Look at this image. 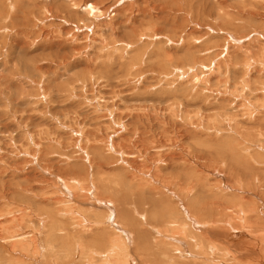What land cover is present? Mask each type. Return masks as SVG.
I'll return each instance as SVG.
<instances>
[{
	"label": "rangeland",
	"instance_id": "obj_1",
	"mask_svg": "<svg viewBox=\"0 0 264 264\" xmlns=\"http://www.w3.org/2000/svg\"><path fill=\"white\" fill-rule=\"evenodd\" d=\"M84 1L0 0V264L99 262L94 187L102 264H264V0Z\"/></svg>",
	"mask_w": 264,
	"mask_h": 264
},
{
	"label": "bare ground",
	"instance_id": "obj_2",
	"mask_svg": "<svg viewBox=\"0 0 264 264\" xmlns=\"http://www.w3.org/2000/svg\"><path fill=\"white\" fill-rule=\"evenodd\" d=\"M18 1H20L21 2V0H18ZM251 3V2H250ZM13 5V4H12ZM12 5H10V7L12 8ZM80 7V11L79 12H84L86 15H87V17L86 18H84V20H85V22L87 21H89V18H99V17H102V10L98 7V6H96L93 2H91L90 0H86V1H84L82 4H81V6H79ZM78 7V8H79ZM113 10V9H112ZM117 10V9H116ZM114 15V14H113ZM93 20V19H92ZM83 22V21H82ZM92 23V22H91ZM86 24V23H85ZM88 25H90V23L88 24ZM92 25V24H91ZM88 31V30H87ZM88 33V32H87ZM85 34V33H84ZM143 36V35H142ZM129 45V44H128ZM234 49V48H233ZM248 50V49H247ZM246 51V50H245ZM246 53H247V51H246ZM238 55V54H237ZM233 56H235V54H233ZM232 56V57H233ZM239 56V55H238ZM242 56V55H241ZM229 57V56H228ZM244 57V56H243ZM236 58H237V56H236ZM231 60V59H230ZM99 98V97H98ZM105 100V99H104ZM98 101V100H97ZM97 105V104H96ZM102 106V105H101ZM35 143V142H34ZM199 145V144H198ZM128 152V151H127ZM48 153V152H47ZM126 153V152H125ZM129 154H131L130 152H128ZM27 154V153H26ZM128 155V154H127ZM125 157V156H124ZM88 162H89V160H88ZM43 165V164H42ZM145 176V175H144ZM57 180V179H56ZM89 180V179H88ZM62 181V180H61ZM63 181H65L66 182V179H64L63 178ZM68 185H70V184H72V188H73V191H75V189L77 190H82L83 188L81 187V183H80V181L78 180V179H76V178H69L68 180ZM66 184V183H65ZM86 184V183H85ZM62 185V184H61ZM102 185V184H101ZM96 186H99V185H97L96 184ZM77 187V188H76ZM101 187V186H100ZM99 187V188H100ZM60 188V187H59ZM65 188V187H64ZM70 187H68V189H69ZM72 188H70V189H72ZM93 188V187H92ZM63 189V188H62ZM61 189V190H62ZM66 189V188H65ZM69 189V190H70ZM90 190V189H89ZM70 191H72V190H70ZM82 191H84V189L82 190ZM98 190H96V187H94V191H93V194H94V198H93V203H95L96 205H94L93 203H88L89 204V207L91 208V206H93L94 207V209H101V208H103V207H105L106 208V210H104V209H102V210H104L105 211V214H104V220L103 221H99V222H96L98 225H99V223H105V225H108V227L106 228V227H101L100 229H103V230H105L104 232H101V233H99L100 235H98V233H96L97 235H96V237L97 236H99V237H97V241H99V239H101V237L103 236V237H105V238H107V234L110 236L109 238L111 239V241H103V242H106V244L108 245V243H110L111 244V249H105L104 251H101V252H99V258H101V259H99L98 258V260H99V262L97 261V259H96V257H94L93 255H94V252H92V254H91V258H95V262H91L90 264H102V258L103 259H106L107 258V254H111V252H113V251H115V250H119L121 247L118 245V243H119V241H122V242H124L125 243V245L127 246V248L126 249H128V242H129V240H128V238L129 237H132L133 238V230H132V228H129L128 227V229H127V225L126 226H124L123 224L127 221V222H129L128 220H129V218H126L125 216L126 215H122L121 214V219L122 220H116V221H114V220H112V222H114V223H116L115 224V227H113V226H111V217H113V215H114V210H113V208H112V206L114 205L113 204V202L111 201V200H108V199H105V198H103L102 196H104L103 194L101 195V194H99L98 192H97ZM86 192L88 193L89 191L88 190H86ZM70 193H72V192H70ZM97 194V195H96ZM72 195V194H71ZM64 196V195H63ZM62 196V197H63ZM101 196V197H100ZM90 198H91V196H90ZM66 199V198H65ZM68 199V198H67ZM66 199V200H67ZM73 199V198H72ZM66 200H65V202H66ZM92 200V199H91ZM62 201V200H61ZM58 202V201H57ZM64 202V204H68V203H65ZM62 203V202H61ZM70 203V202H69ZM109 204H111V206L109 205ZM60 205V204H59ZM62 205V204H61ZM60 205V206H61ZM68 205H70V204H68ZM91 205V206H90ZM123 205V204H122ZM67 206V205H66ZM67 209V210H66ZM99 209V210H100ZM124 211V210H123ZM243 212V211H242ZM11 212H9V213H7V214H5V213H2V214H0V218L2 219V220H0V225H2L1 227H6L5 229H8V230H10L9 229V225L10 224H14V227H16V225H17V222L21 219V217H18V216H7L8 214H10ZM21 213V212H20ZM19 213V214H20ZM133 213L140 219V220H142L140 217H142V216H144V220H143V223H145V214H142L141 212H138V210L135 208L134 210H133ZM18 214V215H19ZM30 214V213H29ZM69 215V214H79L78 212H76V210H74L73 209V207L72 208H70L69 206H68V208L67 207H65V211L63 210V211H58V215ZM21 215V214H20ZM19 215V216H20ZM79 216V215H78ZM128 216V215H127ZM194 216V215H193ZM245 215L243 214V217H244ZM23 217V216H22ZM33 218V217H32ZM80 218V217H79ZM193 218V217H192ZM83 219H85L84 217H83ZM189 219H191V218H189ZM194 219V218H193ZM86 220V219H85ZM192 220V219H191ZM245 220H246V218H245ZM87 221V220H86ZM194 221H196L198 224H194L193 223V221H192V225H193V227H195V228H199V227H201V228H203V229H205V228H207L211 223L209 222V220L207 221V220H203V219H199L198 217H197V219L195 220L194 219ZM88 222V221H87ZM93 222V221H92ZM212 222H214V221H212ZM228 222V221H227ZM230 222V221H229ZM245 222V221H244ZM243 222V223H244ZM96 223H94V224H96ZM225 223H226V221H225ZM83 224H85V221L83 222ZM93 223H91V222H89V226H87V225H80L79 224V226H82V227H84L85 228V230H91L92 228H90V226L92 225ZM120 224V225H119ZM126 224V223H125ZM227 224V223H226ZM132 226H133V224H131ZM183 225H184V223H183ZM182 225V228H184L185 226H183ZM18 226V225H17ZM229 226L231 227V229L233 228L231 225H230V223H229ZM98 227V226H97ZM100 227V226H99ZM109 227L112 229H114V231L117 233V235L116 236H111V231H108L109 230ZM131 227V226H130ZM154 227V226H153ZM83 228V229H84ZM133 228L135 229V227L133 226ZM151 228V227H150ZM20 230V229H19ZM93 230V229H92ZM152 230H153V232H154V234H159V235H162L163 233H161L160 232V230L159 229H156V228H152ZM184 230V229H183ZM17 231V230H16ZM135 231V230H134ZM5 233V232H4ZM6 233H7V230H6ZM11 233V232H10ZM20 233H22V232H20ZM20 233H18V234H10V235H7V237L5 236V237H0V241L2 242V241H10V244L12 245V247H14L15 245H19V247H20V249L22 250V251H30L31 252V250H34V251H37L38 250V248H40L39 246H38V244H37V242H33V249L32 248H30V241H33V240H28L24 235L22 236V234H20ZM40 233V232H39ZM92 233V232H91ZM95 233V232H94ZM231 233V232H230ZM8 234V233H7ZM134 234H135V232H134ZM232 234V233H231ZM94 234H90V236L92 237ZM31 236V235H30ZM101 236V237H100ZM29 237V236H28ZM102 237V238H103ZM32 238V237H31ZM127 238V239H126ZM171 238V237H170ZM29 242H28V241ZM127 240V241H126ZM35 241V240H34ZM38 241V240H37ZM133 241V240H132ZM136 242V241H135ZM173 243H180V241H172ZM195 242V241H194ZM3 243V242H2ZM24 244V247L22 246V245H20V244ZM132 243V242H131ZM130 243V244H131ZM196 243H197V241H196ZM105 244V245H106ZM198 244V243H197ZM213 244V243H212ZM44 245V244H43ZM46 245V244H45ZM181 245H183V244H181ZM51 246H52V243H51ZM50 245H48V246H43L44 247V250L45 249H48V248H52ZM83 246V248H77V250H78V253H80V255H82L83 254V249H84V246L85 245H82ZM149 246H150V244H149ZM206 246V245H205ZM151 247V246H150ZM207 247H209L210 249H213V245H208ZM148 249H149V247H148ZM10 250V249H9ZM129 250V249H128ZM151 250V249H150ZM213 250H215V249H213ZM212 250V251H213ZM46 251V250H45ZM142 251V250H141ZM196 251H198V250H196ZM9 252H11V250L9 251ZM16 252V251H15ZM105 252V253H104ZM132 251H130V253H131ZM183 252H185V254H186V252L187 251H183ZM11 253H13V252H11ZM17 253L19 254V252L17 251ZM39 254H40V252H39ZM185 254H183V255H185ZM196 254H199V253H196ZM15 255V254H14ZM22 255V254H21ZM125 256H114V259L112 260V263L111 264H134V261H135V259L133 258V256L131 255V254H129V253H126V254H124ZM187 256V258L186 259H188V258H196V256H195V254H193V253H190V251H189V254L188 255H186ZM202 257H203V255H202ZM21 258H22V256H21ZM23 258H26V257H24L23 256ZM43 258V257H42ZM198 258V257H197ZM200 258V257H199ZM27 259V258H26ZM185 259V260H186ZM21 260V259H20ZM25 260V259H24ZM23 259H22V261L20 262V263H17V262H12V260H11V263L10 264H27L25 261H24ZM140 260V259H139ZM13 261H14V259H13ZM108 261H110V258H108ZM114 261V262H113ZM53 262V261H52ZM187 262V261H186ZM212 264H216V262H211ZM37 264V263H36ZM42 264V263H41ZM88 264V263H87ZM137 264V263H136ZM187 264H189V263H187ZM190 264H192V262H190ZM218 264H221V263H218Z\"/></svg>",
	"mask_w": 264,
	"mask_h": 264
}]
</instances>
